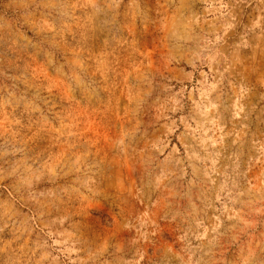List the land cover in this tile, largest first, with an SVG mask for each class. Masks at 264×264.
Masks as SVG:
<instances>
[{"label":"rangeland","instance_id":"374dc122","mask_svg":"<svg viewBox=\"0 0 264 264\" xmlns=\"http://www.w3.org/2000/svg\"><path fill=\"white\" fill-rule=\"evenodd\" d=\"M0 264H264V0H0Z\"/></svg>","mask_w":264,"mask_h":264}]
</instances>
